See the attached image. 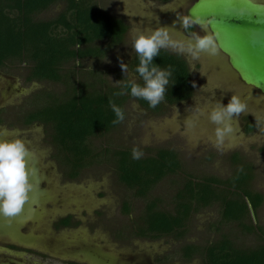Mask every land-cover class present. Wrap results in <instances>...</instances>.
Returning <instances> with one entry per match:
<instances>
[{"label":"rangeland","instance_id":"rangeland-1","mask_svg":"<svg viewBox=\"0 0 264 264\" xmlns=\"http://www.w3.org/2000/svg\"><path fill=\"white\" fill-rule=\"evenodd\" d=\"M93 1L102 13L121 19L127 26V32L123 42L110 49L104 58L70 62L65 67V71L73 74L78 84L94 83L98 89H102L104 84L118 86L123 79L138 81L130 67L135 54L132 47L133 29L167 26L174 28L171 32L174 40L191 38L184 34L178 16H186V11L196 0ZM60 9V6H56L43 15L45 18L53 17ZM165 50L176 53L171 49ZM179 55L186 61L193 80L192 97L174 106H166L158 113L143 108L134 98L127 99L124 104L125 119L110 132L93 137V149L112 153L137 147L144 155L157 149L174 151L181 170L157 184L148 197L159 198L163 208L170 204L172 196L189 175L198 176L199 179H226L239 164L252 168L251 188L264 196V132H261L264 121L258 125L255 119L257 114H264L263 99L258 92L239 81L220 52L215 56L207 54V57L202 53L196 60L186 54ZM121 62L127 64L125 73L121 70ZM13 68L0 71V140L22 139L30 153L28 167L34 170L31 176L33 191L23 209L29 213L26 215L28 219L22 222L21 233L36 238L45 247L57 245V251L84 243V246L96 247L107 253L106 256L112 260L117 257L121 264H202L199 257L185 260L182 257L183 247L205 246L221 239L222 234L239 248L249 249L261 245L260 233H244L233 223L221 226L215 224L219 219L218 206L193 215L188 231L179 240L115 239L113 230L118 232L120 228L138 221L144 212L145 201L134 198L119 183L114 162L107 160V157L93 162L74 180L65 177L64 168L55 158L56 151L50 133L47 134L46 129L42 130L39 126H24L20 121L18 111L26 110L27 99L21 97L20 93L29 85L22 76L26 68L22 65L19 70H16L17 66ZM35 86L39 90L38 94L60 95L65 91L61 84L40 82ZM233 94L246 102L247 111L233 119L232 132L227 133L223 143L217 146V126L209 121L207 114L201 115L200 112L210 110L217 101L227 105ZM245 121L254 124L249 134L245 130ZM233 155H237L241 163L233 162ZM125 201L131 207L128 215L122 213ZM67 212L81 217V229L55 233L52 219ZM249 215L254 227H261L264 231V205L256 214L251 212ZM30 218L33 224L27 222ZM110 252L113 255L108 254Z\"/></svg>","mask_w":264,"mask_h":264},{"label":"trees","instance_id":"trees-1","mask_svg":"<svg viewBox=\"0 0 264 264\" xmlns=\"http://www.w3.org/2000/svg\"><path fill=\"white\" fill-rule=\"evenodd\" d=\"M167 2L168 0H161ZM60 6L53 17L44 13ZM127 26L118 18L102 11L93 0H0V67H16L26 64L27 81L61 84L65 91L60 95L46 93L35 96L34 110L27 113L24 124L40 122L55 149V158L64 168L69 180L78 178L81 171L101 157H107L115 165L117 180L134 198L145 201L144 212L133 223L135 238L157 240L181 239L188 231L189 221L201 210L218 206L219 219L215 223L236 224L247 234L260 233L261 245L239 248L223 235L205 246L186 245L182 249L184 259L201 258L202 264H264V231L254 227L250 208L256 214L264 203V197L251 188L252 168H236L226 179L189 175L172 196L170 204L163 208L159 198L148 199L153 189L165 178L175 176L181 170L177 154L169 149H157L132 158V150L95 151L91 139L110 132L117 124L110 106L115 103L123 109L127 99L154 113L166 106L188 101L194 92L193 80L186 61L178 54L161 49L154 64L161 69L172 67V75L166 87L164 100L156 107L130 95L126 79L118 86L98 89L94 83L78 84L65 67L70 63L104 58L106 53L119 46L126 36ZM139 57L135 53L130 63L137 83L142 78L135 69ZM100 86V85H99ZM124 91V95H116ZM249 134L254 124L245 121ZM232 161L241 163L237 155ZM106 160V159H105ZM130 204L123 202L122 213H130ZM216 226V225H214ZM263 240V241H262Z\"/></svg>","mask_w":264,"mask_h":264},{"label":"clouds","instance_id":"clouds-1","mask_svg":"<svg viewBox=\"0 0 264 264\" xmlns=\"http://www.w3.org/2000/svg\"><path fill=\"white\" fill-rule=\"evenodd\" d=\"M182 29H189L199 25L205 32L204 35L193 33L187 40H174L171 32L174 28L167 26L155 29H133V49L139 57V65L136 73L143 80V85L135 79L128 81L125 87H130L132 97L143 99L150 107H156L165 98L166 87L172 75V67L161 69L154 64V59L159 55L161 49H171L177 54H186L193 60L199 59L202 53L209 56L219 54V33L209 31V27L215 24V19L203 20L199 16H178ZM121 70L127 72V64L121 62ZM120 82H117L119 84ZM121 91L116 95H124ZM116 119L113 124L122 122L125 114L122 108L110 102ZM247 111V104L239 96L232 95L227 105L215 102L210 110H201L200 114H207V118L217 127L215 129L217 146L223 143L227 133L232 132V121ZM257 124L264 121V114H257ZM264 132V129H261ZM255 139V138H254ZM29 149L22 139L0 140V216L13 218L19 215L24 206L30 200L33 191L31 176L34 170L28 167ZM144 155L143 151L134 147L132 158L139 160Z\"/></svg>","mask_w":264,"mask_h":264},{"label":"flooded vegetation","instance_id":"flooded-vegetation-1","mask_svg":"<svg viewBox=\"0 0 264 264\" xmlns=\"http://www.w3.org/2000/svg\"><path fill=\"white\" fill-rule=\"evenodd\" d=\"M255 2L262 4L264 3V0H255ZM184 31V34L188 37L193 33L199 34L201 36L205 34V32L201 28H198L196 26H193L187 30L184 29ZM169 53L171 54V52ZM205 55L207 57L206 53ZM22 66L26 68V71L22 75L23 80L29 86L25 89V91H22V93H20L21 97L27 98L25 102L26 110L23 109V112L22 110L18 111L20 121L24 126H39L42 130H44L46 127L40 122H33L29 125L24 124V118L27 116V113L31 112L37 107V103L35 102L36 100L34 97L40 94L37 93L39 90H37L35 84L38 85L40 82H35L34 80L27 81L26 78L28 67L26 64H22ZM17 67L18 68L16 70H19L20 66L18 65ZM12 68V66L0 67V71ZM259 193L263 195L261 192ZM28 214L29 213L22 211V213L13 218L0 216V264H121L118 263L117 257L114 256L116 260H112L111 258L106 256L107 253L99 250L96 247L84 246V243L82 242H78L82 243L81 246H73L72 248H69L65 251H63V249L57 251V249H55L57 245L45 247L44 244L39 243L36 238L28 234L21 233L20 230L23 226L22 222L25 221V219H28V216H26ZM32 220L33 219L30 218V221L27 222H31V224H33L34 221ZM52 220L53 230L56 231L55 233L57 234L64 231H75L77 229H81V225L83 224V220L81 219V217L73 214L72 212H67L65 214L62 213V215L59 214ZM95 228L96 227H94V230ZM133 229L134 226L132 223L131 225L128 224L125 227L120 228L118 232L116 230H113L114 238L118 239V241L122 238L126 239L127 241L131 240L134 237ZM108 254L113 255L112 252ZM7 256H10L11 258Z\"/></svg>","mask_w":264,"mask_h":264},{"label":"water","instance_id":"water-1","mask_svg":"<svg viewBox=\"0 0 264 264\" xmlns=\"http://www.w3.org/2000/svg\"><path fill=\"white\" fill-rule=\"evenodd\" d=\"M186 12L205 21L215 19L209 31L219 33V52L239 81L264 101V3L196 0Z\"/></svg>","mask_w":264,"mask_h":264}]
</instances>
